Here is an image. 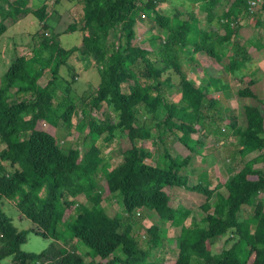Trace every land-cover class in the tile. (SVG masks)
<instances>
[{"label":"trees","instance_id":"16d2710c","mask_svg":"<svg viewBox=\"0 0 264 264\" xmlns=\"http://www.w3.org/2000/svg\"><path fill=\"white\" fill-rule=\"evenodd\" d=\"M79 1L84 30L79 46L94 61L100 79L84 104L88 112H82L75 128L78 136L84 133L82 149L63 151L40 119L43 108L50 107L51 86L60 67H67L74 78L67 60L79 46L64 48L58 33L45 30V1L32 7L31 0H0V36L8 18L31 13L40 22L30 52L12 59L0 76V201L12 200L32 224L19 230L0 209V264H264V205L259 199L264 193V100L250 88L254 79L241 83L236 99L244 122L232 130L238 136V168L227 166L223 183L212 186L204 172L190 183L194 169L190 129L197 126L205 132L206 110L218 109L213 93L228 91L230 86L217 75H208L205 86L196 84L179 61L181 53L190 57L204 53L229 74L245 68L251 59L247 47L253 40L229 44L239 28L233 20L252 12L245 0H231L226 9L227 0H187L199 3L205 24L183 4L163 13L157 8L161 0ZM138 17L166 30L164 38L157 37L161 43L155 50L134 41ZM213 23L224 34L219 35ZM75 26L70 23L65 30ZM110 31L117 36L109 39ZM44 68L50 78L41 85ZM174 85L180 91L177 101L166 96ZM74 108L68 104L56 118L70 123ZM104 108L113 116L100 119L92 114ZM217 119H221L220 111ZM101 135L117 137L121 151L120 162L110 169L101 164L94 146ZM171 135L176 137L171 145L178 149L175 154L166 143ZM146 143H153L154 149H147ZM252 152L257 153L246 158ZM173 186L203 196L198 218L185 206L171 205L165 188ZM108 194L118 198L123 217L111 215L102 206ZM68 208L70 214L65 215ZM138 210H147L151 216L144 236L147 251L163 246L162 223L178 228L173 262L145 254L136 238ZM240 212H244L242 218ZM29 231L50 242L39 252L22 250ZM221 238L220 249L212 251ZM74 240L90 257L87 263L72 246Z\"/></svg>","mask_w":264,"mask_h":264},{"label":"rangeland","instance_id":"374dc122","mask_svg":"<svg viewBox=\"0 0 264 264\" xmlns=\"http://www.w3.org/2000/svg\"><path fill=\"white\" fill-rule=\"evenodd\" d=\"M31 1L32 7H38L44 1L49 5L48 9L50 10L51 16L48 20L50 27L48 33H58V40L61 46L69 48L80 45L84 30L82 29V23L80 21L81 3L79 0ZM171 4H183L186 7L190 6L187 0H161L158 2L157 8L163 13H168L171 10ZM55 13L56 15H59V17L56 18V15H54ZM30 18L34 19L31 15ZM70 23L76 24L75 30H65ZM149 24L147 18L138 17L136 25L137 34L134 41L142 46H149L151 49L155 50L161 43L157 37L164 38L167 32L164 28H161L154 23ZM4 35L12 36L14 40L19 42L30 41V37L33 36L27 35V33H24L23 31L17 32L12 29L11 26H8ZM113 36H117V33L110 31L108 38L112 39ZM186 49L188 50L189 46H187ZM22 50H26L24 51L25 54L28 53L27 48ZM204 58H207L204 53L192 54L190 57V55L185 52L181 53L179 61L182 71L186 73L189 80L196 84L205 86L208 75L212 74L220 76L222 80L227 81L230 86L228 91H216L213 93V96L218 101V109L211 107L206 110L207 116L204 120L203 127L206 134L197 126H193L190 129V139L188 143L194 148V153L192 155L194 169L191 170L190 183L199 180L201 172H204L207 181L213 186L216 183H223L225 181L228 175L226 171L227 166L238 168L241 161L236 154L238 136L232 133V130L237 124H243L244 122L242 108L236 99V87L238 86L236 85L237 78L235 75H240L247 69V67L233 75L227 73L222 65L213 58L210 64L209 62L203 61ZM67 62L72 68L71 70L74 78L71 79L67 67H60L55 83L51 86L53 98L49 105L50 107L47 109L43 108V116L40 119L41 126L45 130L50 131L56 137L57 144L63 151H67L70 147H79L82 149V137L84 136V133L82 132L78 136V132L75 128L82 117V112H88V108H86L84 104L89 95L94 92L100 79L94 61L91 57L82 53L81 46L70 55ZM155 66L158 68L161 64H156ZM49 78V71L44 68L39 83L44 85ZM173 79L176 80L174 76ZM122 89L126 90V85L123 84ZM179 93V87L174 85L167 90L166 96L170 100L177 101L179 99ZM70 103H73L75 106L70 123L64 122L60 118H56ZM227 108L229 110H227ZM217 110L220 111L221 119H217ZM92 114L98 116L100 119H103L106 116H113V112L107 108H104L103 111L93 110ZM161 115L162 113L159 112L158 117ZM28 116H30V114H28ZM213 117H216V119L213 123H210L211 118ZM216 128L221 129L222 133H218ZM116 138L117 137L108 138L107 136L101 135L94 144L102 157L101 164H107L109 169L115 167L121 160V151ZM175 140V135H171L166 142L169 151L172 154H175L178 150L174 146H171ZM145 145L146 148L150 150H153L155 147L153 143H146ZM1 147L2 144L0 142V148ZM256 153L257 152H252L248 154L246 158L252 157ZM256 168H260L259 165H256ZM101 183L103 186H106L104 178H101ZM165 191L169 196L171 205L176 207L185 206L192 210L193 216L196 218L200 216L201 212L198 206L202 202L203 196L186 188L177 186L167 187L165 188ZM79 198H81L80 195L77 196V199ZM259 199L264 205V193L259 195ZM101 204L109 209L111 215L116 214L119 218L124 216V212L120 208V203L116 196L108 194ZM0 209L10 217L12 224L17 227V229H30V226L32 225L30 220L20 215L12 200L2 198L0 201ZM70 211V208L65 209V215L70 214ZM243 215L244 212H240L239 217L242 218ZM134 219L140 224L136 238L143 251H146L145 254L150 259L163 256L166 263L173 262L177 254L178 228L174 229L168 223H162L159 234L163 246L161 248L154 247L147 251L144 236L145 228L151 224V216L147 210H138L135 213ZM186 222H189V219H187ZM223 239L224 238H221L214 243L212 251H218L220 249ZM49 242V238H43L29 231L27 233L26 242L21 244L20 248L24 251L39 252L45 248ZM228 245L229 243L225 246L227 247ZM72 246L81 253L82 258L86 263L90 260V257L83 253L84 249L81 247L79 241H72Z\"/></svg>","mask_w":264,"mask_h":264},{"label":"crops","instance_id":"0c3cea01","mask_svg":"<svg viewBox=\"0 0 264 264\" xmlns=\"http://www.w3.org/2000/svg\"><path fill=\"white\" fill-rule=\"evenodd\" d=\"M231 0H227V2L223 3V8L226 9L229 2ZM190 6H185L188 11H193L194 15L197 16L201 23H206L204 19V13L199 12V3H191L188 1ZM182 4H171V9L173 7H180ZM264 6V2L259 5L258 8H255L251 14H245L240 16L238 19H234V24H239L238 30L236 33L232 34L230 38L229 44H232L234 40L243 43L249 39L253 40V43L247 47V51L251 56L250 61L247 63V69L241 73L240 75L236 76V85L239 87L241 83H245L249 79H254L253 83L251 84V90L261 99L264 100V9H261V6ZM47 4V17L45 19L46 23V31L50 30L48 20L51 16L50 10L48 9ZM68 12V11H67ZM69 13V12H68ZM199 13V14H198ZM30 15L33 16L31 13L26 14L23 17L18 19H6V30L8 26H11L17 32H24L27 35H33L40 29V22L36 17L34 19L30 18ZM56 15V13L54 14ZM59 15H56V18ZM203 20H202V19ZM36 19V20H35ZM215 22V21H214ZM217 23H213L214 29L217 31L219 35L224 34V29L220 26L216 25ZM5 30V31H6ZM4 31V32H5ZM32 32V33H31ZM244 44V43H243ZM34 45L33 36L30 37V41L19 42L14 40L12 36L4 35V33L0 36V76L3 72L8 68L12 59L17 56L24 55V48H27L28 53L30 52L31 48ZM27 54V53H26ZM207 58L203 59L205 62L211 63L212 59L208 56ZM245 67V68H246ZM212 75V74H210ZM236 87V88H238Z\"/></svg>","mask_w":264,"mask_h":264},{"label":"built area","instance_id":"2783aa9c","mask_svg":"<svg viewBox=\"0 0 264 264\" xmlns=\"http://www.w3.org/2000/svg\"><path fill=\"white\" fill-rule=\"evenodd\" d=\"M246 7L249 11H253L256 7H258L264 0H245Z\"/></svg>","mask_w":264,"mask_h":264}]
</instances>
